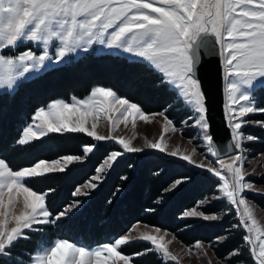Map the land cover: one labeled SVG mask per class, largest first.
Returning a JSON list of instances; mask_svg holds the SVG:
<instances>
[{"label": "snow or ice", "instance_id": "6c2138e0", "mask_svg": "<svg viewBox=\"0 0 264 264\" xmlns=\"http://www.w3.org/2000/svg\"><path fill=\"white\" fill-rule=\"evenodd\" d=\"M26 45L40 50L26 47L19 54H9L10 50ZM94 45L131 54L160 74L161 82L170 86L179 102L191 112L182 123L199 130L206 146L205 159L209 162L194 159L195 147L190 153L181 151L179 146L166 151L167 135L176 131L174 122L166 114L168 109L147 113L137 103L105 86L94 87L85 98L72 96L70 102L54 99L35 110L15 143L31 146L52 134L68 133L84 134L92 143L84 144L81 154L38 159L19 169H13L0 157V258H8L7 261L0 259V264H10L14 247L22 239H29V233L38 231V226L56 224L81 207L82 201L77 199L53 213L48 207V197L55 189L40 192L28 181L65 173L99 151L98 142H114L122 150L111 151L85 187L74 189V197L89 196L119 158L144 150L133 146L135 135L127 138L115 135L119 125L123 123L127 127L131 119L135 129L137 119L152 123L157 115L163 117L161 135L155 142L148 140L145 147L182 159L217 178L218 194L205 196L196 207L183 212L181 219H221L225 213H209L203 209L214 200H226L238 220L232 227L244 231L242 239L255 264H264V224L254 215L247 195L249 191L264 195V191L255 189L247 179L256 169L246 170L250 161L246 159L245 143L257 137L244 131L251 125L264 128V120L248 119L264 114L259 96L264 91V0H0V88L12 90L46 63H63L69 54L78 50L87 53ZM52 48L54 52L50 51ZM209 51L221 62L226 94L224 120L229 130L226 143L218 141L212 132L208 94L199 74ZM102 120L108 122L107 135L98 131ZM219 144L222 146L218 147ZM192 179L190 176L176 179L169 191ZM136 230L137 236L131 235L130 230L129 234L94 248L56 238L46 241L47 246L30 256L29 262L133 264L137 256L154 251L166 262L179 264L180 257L169 247L172 240H166L167 232L161 234L159 228L154 232ZM227 238L221 236L217 240ZM136 240L148 242L151 247L133 254L121 250ZM194 247L202 249L203 242L196 241ZM203 254L207 255L206 250ZM240 254L241 249L236 248L228 258ZM208 264H212L211 259Z\"/></svg>", "mask_w": 264, "mask_h": 264}, {"label": "trees", "instance_id": "16d2710c", "mask_svg": "<svg viewBox=\"0 0 264 264\" xmlns=\"http://www.w3.org/2000/svg\"><path fill=\"white\" fill-rule=\"evenodd\" d=\"M94 84L111 87L147 113L168 109L166 114L177 126L191 115L173 89L162 83L160 74L146 63L121 55L86 53L77 60L20 82L13 93L0 92V157L5 158L13 169H19L38 159L81 154L82 146L92 143V140L79 133L52 134L45 141L31 146H21L15 141L26 120L40 105L70 94L86 95ZM259 96L261 106H264V91ZM171 105L175 106L169 107ZM248 119L264 120V114H255ZM191 129L186 133L188 137L194 134ZM244 131L257 137L245 143L247 156L254 157L264 152V128L251 125ZM98 143L99 151L65 173L28 181L34 190L40 192L55 189L54 194L48 197V207L53 213L77 199L82 201V205L56 224L38 226V231L29 233V239L19 241L12 251L10 264H28L39 244L56 238H67L85 246L112 242L137 222L168 230L186 245L196 241L212 243L214 254L230 264H255L242 239L244 231L232 227L238 220L226 200H214L203 209L209 213H225L216 221L180 218L186 209L196 206L205 196L217 194V178L164 152L126 153L107 171L103 182L89 196L74 197L75 187L86 182L111 151L121 150L113 142ZM185 176L193 179L177 190L169 191L176 179ZM258 180L264 183V175ZM252 198L264 209V195H252ZM221 236L228 238L218 241L217 237ZM147 247L146 243L134 241L122 246L121 250L125 254H133ZM236 248L241 249V254L229 259L228 254ZM0 259L8 260L6 257ZM133 264L176 263H164L156 252H151L137 256Z\"/></svg>", "mask_w": 264, "mask_h": 264}, {"label": "rangeland", "instance_id": "374dc122", "mask_svg": "<svg viewBox=\"0 0 264 264\" xmlns=\"http://www.w3.org/2000/svg\"><path fill=\"white\" fill-rule=\"evenodd\" d=\"M26 47H33L36 51L40 50L38 47H36L34 45H26V46H22L21 48H18V49L10 50L9 54H19V52L22 51V50H25ZM50 51L54 52L55 49L52 48V49H50ZM87 53H94L96 55H100V54L121 55V56H125V57H127L128 59H131V60L142 61V62L146 63L149 67H151L147 62L141 60L140 58L132 56L131 54H126V53H123L122 51L116 50V49H107L104 46H100V45H94V47L92 49H90ZM84 54H86V53L81 51V50H78L76 53L69 54V56L65 59V61L63 63H46V66L43 69L33 72L26 80L31 79V78H33V77L45 72L46 70H48V69H50L52 67H55V66H58V65H61V64H65V63H69V62H71L73 60H77L79 57H81ZM26 80H22V81H26ZM97 86L109 87V86L102 85V84H94L91 87V90L94 87H97ZM109 88H111V87H109ZM15 90H16V88H14L12 90L0 88V92L13 93ZM91 90L89 91V93H87L86 95H83V96L70 94L69 96H62V97H57V98H63V99H65V100L70 102V98L72 96H76L77 98H85V97H87L90 94ZM57 98H54V99H57ZM54 99L48 100L46 103L40 105L39 107L46 106L48 103H50ZM225 100H226V94H225ZM156 113H160V112H156ZM33 114L34 113H32L30 118L26 120V122L23 125V127H25L29 122H31V117H32ZM162 125H163V117L159 116V115L155 116L154 122H152V123H145V122H142L139 119H137L135 129L132 128L131 119H129L128 126L125 127V125L123 123H121L119 125V127L116 129L115 135H122V136H125L126 138L135 135V139L132 141L133 146L143 148L144 149L143 151H145V150H154V149L145 147V144H146V142L148 140H151V141L155 142L156 140L159 139V137L161 135V132H162ZM175 126H176V131L170 132L167 135V138H166V145H167L166 151H172L177 146H179L181 151H185V152H189L190 153L191 150L195 147L197 149V151H196V153L194 155V159L196 161H198V162L203 161L204 163L207 164L209 162V160L205 159L206 146L203 144V142L201 141V139L199 137V130L197 128H194V127H192L190 125H187L185 123H182V124H180L178 126L175 125ZM254 126H256V125H254ZM23 127H22V129H23ZM191 128H193V129H191ZM189 129L194 130L193 131L194 134H193L192 137H188V134L186 135V133L189 132ZM98 131H99L100 134H103V135H107L108 134L109 125H108V122L106 120H102L101 123L98 125ZM262 153H264V152H262ZM260 154L261 153L257 154L254 157L246 156V159L248 161H250V163L246 164V170L251 172L253 170V168L256 169L255 174L249 176L247 179L250 180L251 182H253L255 189L260 190V191H264V183H259V180H258V179L262 178L263 175H264V156H262ZM169 156H171V155H169ZM171 157H173V156H171ZM175 158H177V157H175ZM209 159H212V158L209 157ZM180 160H182V159H180ZM258 165H260V166L258 167ZM94 175H95V173L91 177H93ZM85 185H86V182H84L80 186L81 187H85ZM247 195H248L249 203L253 206L254 215L256 216L258 221H260L262 224H264V209L259 207L253 201V198H252V195H258V194L254 193L252 191H249ZM194 207H196V206H194ZM194 207H192V208H194ZM192 208L186 209L185 211L191 210ZM182 214H181V216H182ZM181 216H180V218H181ZM155 228H158V227L147 225V224L139 222V224L138 223L133 224L123 235L129 234L130 230H131L130 234L133 235V236H137L138 235V231L136 229H139V231L148 230V231H153L154 232ZM159 229H161V228H159ZM164 232H167L166 240H172V243L169 245L170 250H172L174 253H176L180 257L179 264H208V260L209 259H211L212 264H221V261H223L224 264H230V263L227 262L226 259L218 258L214 254L213 248H212V243L201 241V242H203V248L202 249H197V248L194 247L195 242L190 244V245H186V244L180 242L179 239H177L173 235L172 232H170L168 230H165V229H161V234H163ZM173 237H175V238H173ZM136 241L146 243L147 246H148L147 248L151 247L148 242H144L142 240H136ZM44 246H47L46 243H44V242L39 244V246L31 254V256H34L36 254V252L40 251L41 248L44 247ZM81 246H85V245H81ZM96 246L97 245L88 246V247L94 248ZM205 250L207 252V255L203 254ZM158 256L161 257L160 254H158ZM161 259H162V261L164 263H176V262H171V261H167L166 262L162 257H161ZM28 264H30V262H28Z\"/></svg>", "mask_w": 264, "mask_h": 264}, {"label": "water", "instance_id": "95a60500", "mask_svg": "<svg viewBox=\"0 0 264 264\" xmlns=\"http://www.w3.org/2000/svg\"><path fill=\"white\" fill-rule=\"evenodd\" d=\"M199 74L204 81L205 89L208 94L212 132L218 141L226 143L229 137V130L224 120L223 105L225 102V93L223 90L222 68L219 58L213 55L211 51H209V55L205 57V63L200 69ZM220 146H222V144L218 145V147Z\"/></svg>", "mask_w": 264, "mask_h": 264}]
</instances>
